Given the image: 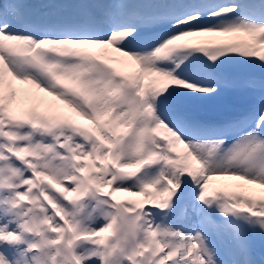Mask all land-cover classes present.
<instances>
[{"label": "snow or ice", "instance_id": "1", "mask_svg": "<svg viewBox=\"0 0 264 264\" xmlns=\"http://www.w3.org/2000/svg\"><path fill=\"white\" fill-rule=\"evenodd\" d=\"M236 61L264 69V0H0V264H264Z\"/></svg>", "mask_w": 264, "mask_h": 264}, {"label": "rangeland", "instance_id": "2", "mask_svg": "<svg viewBox=\"0 0 264 264\" xmlns=\"http://www.w3.org/2000/svg\"><path fill=\"white\" fill-rule=\"evenodd\" d=\"M65 2H77V0H65ZM235 69L234 79L243 81L251 76L259 77L264 75V69L255 65H243L238 61L230 65ZM253 94L242 87H235L226 90L220 97L213 101L203 102L195 105L199 115L210 119H224L243 111L249 104L253 103ZM220 186L235 183L234 181H214ZM119 196L127 197L126 193H119Z\"/></svg>", "mask_w": 264, "mask_h": 264}]
</instances>
